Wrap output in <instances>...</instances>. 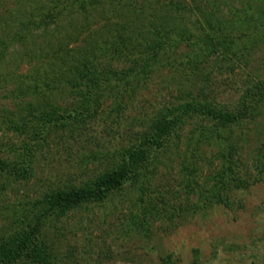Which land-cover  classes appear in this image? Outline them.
Wrapping results in <instances>:
<instances>
[{"label": "rangeland", "instance_id": "374dc122", "mask_svg": "<svg viewBox=\"0 0 264 264\" xmlns=\"http://www.w3.org/2000/svg\"><path fill=\"white\" fill-rule=\"evenodd\" d=\"M72 1L0 0V160L13 163L23 153L34 155L26 179L0 176V257L12 252L13 238L29 232L40 218L39 239L53 254L51 264H264V184L253 169L258 149L264 153V100L252 106L250 119L237 128L216 131L208 121L186 122L166 149L100 206L84 204L57 218L45 204L57 191L83 189L114 171L124 149L149 132L158 110L176 105L181 91L233 111L264 81V0H224L239 16L249 10L259 25L255 32L243 25L242 59L226 54L228 61L219 63L226 50H212L193 74L195 47L179 43L159 57L174 70L155 72L133 92L124 84L117 93L101 85L95 111L84 112V99L76 94L57 103L53 97L54 104L44 111L53 109L60 116L50 124L36 108L52 95L23 97L17 90L20 81L54 60L53 43L62 37L57 27H64L62 20L69 15L74 19L70 7L62 8ZM144 1L133 0L131 6L138 11ZM161 1L150 0L151 8L157 11ZM181 1L195 12L196 0ZM57 8L66 12L52 20ZM121 15L104 13L91 30L105 37L104 24L120 22ZM196 15L208 48L215 35ZM223 17L231 21L228 14ZM251 18L246 19L250 24ZM186 28L196 33L190 23ZM85 37L69 47L84 46ZM97 55L99 69L129 66ZM221 152L235 153L224 166L232 168L236 188L223 187ZM143 209L148 224L140 232L132 221L142 219Z\"/></svg>", "mask_w": 264, "mask_h": 264}, {"label": "trees", "instance_id": "16d2710c", "mask_svg": "<svg viewBox=\"0 0 264 264\" xmlns=\"http://www.w3.org/2000/svg\"><path fill=\"white\" fill-rule=\"evenodd\" d=\"M132 1L121 0L120 3L117 0H73L69 6L62 8V10H67L70 7L68 11L74 19L69 15V18L62 20L64 27H57L62 37L61 40L55 39L53 43L55 44L53 46L54 60L45 65L46 70L33 73L30 78L20 81L17 90L23 97L28 95L40 99L42 96L52 95L45 101L42 99L41 105L36 108L40 118H50L45 121L53 124L55 117L60 116L59 112L53 109L44 111L54 104L53 97L57 103L58 99L64 96L76 94L77 98L84 99V112L89 113L99 108L98 94L101 85L106 86L108 92L112 93L114 91L117 93L120 85L123 84L127 90L130 89L132 92L141 88L155 72L165 68L168 71L175 69V66L165 65L167 61L163 63L159 57L162 53L177 47L179 43L195 47L193 52L195 59L190 63L193 74L199 71V66L206 61L212 50L215 52L226 50L222 55L218 54L221 58L218 60L219 63L228 61L225 58L226 54L242 59L241 52L246 50V46H241L239 41L244 34L243 25H247L253 32L259 27L254 22L255 15H252L249 10L243 16H239L234 11L232 12L229 4L224 0H196L195 12L181 0H163L159 2L160 6L157 11L151 8L154 4L149 2L150 0H145L141 8L136 11L131 6ZM121 5L124 8L122 12L119 9ZM62 10L59 8L54 10L51 15L52 20H57L65 14L66 11L62 12ZM196 12L203 26L215 35L213 44L208 48L205 47V40L200 37L205 29L199 27L198 18L194 17L197 16ZM104 13H122L120 22L104 24L105 37L101 36L100 32L96 33L91 30L94 23L103 18ZM224 13L230 16L231 21L223 17ZM248 18H251L249 20L251 24L246 21ZM193 20L199 28L195 26ZM188 23L194 27L196 33H191L186 28ZM85 34L84 46L69 47V43H76ZM204 37L206 38V35ZM98 52L103 56H108L112 62H121L129 66L120 70L111 66L99 69L96 65ZM181 66L184 68V65ZM172 81L180 82L175 78ZM253 90L244 95L233 111L209 101L190 99L181 91L182 98L177 99L176 105L158 110L149 121V132L140 134L137 143L124 149L120 154V164L114 171L103 174L83 189L72 188L49 195L45 200L47 213L50 216L56 215L57 218H63L69 211L84 204L99 206L104 204L114 192L119 191L142 169H145L147 163L156 158L158 152L166 149L172 139L177 137V132L190 120L208 121L214 125L216 131L240 127L250 119L252 106L264 100V81ZM114 98L118 99L117 95ZM118 106L121 108V103ZM34 137L38 138V135L35 134ZM234 154L221 152L217 157L222 165L220 176L223 187L226 189V186L238 187L235 185L232 168L224 166L230 163ZM33 156L32 153H23L20 161L13 163L0 160V176L7 174L15 178L26 179L32 172ZM253 169L256 180L264 184L262 148L256 152ZM216 200L220 202L219 198ZM147 216L148 214L143 209L142 219H133L132 225L142 232L148 224ZM42 224V220L38 218L29 232H23L13 238L10 244L13 248L12 252L2 254L0 264H16L22 260L33 264H51L54 259L53 254L39 239Z\"/></svg>", "mask_w": 264, "mask_h": 264}, {"label": "bare ground", "instance_id": "6f19581e", "mask_svg": "<svg viewBox=\"0 0 264 264\" xmlns=\"http://www.w3.org/2000/svg\"><path fill=\"white\" fill-rule=\"evenodd\" d=\"M15 26V25H14Z\"/></svg>", "mask_w": 264, "mask_h": 264}]
</instances>
